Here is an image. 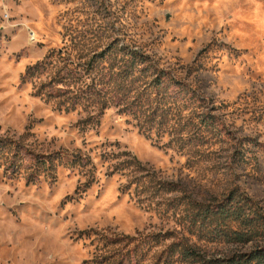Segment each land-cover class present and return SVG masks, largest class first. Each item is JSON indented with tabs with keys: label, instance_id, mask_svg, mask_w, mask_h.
Returning <instances> with one entry per match:
<instances>
[{
	"label": "rangeland",
	"instance_id": "rangeland-1",
	"mask_svg": "<svg viewBox=\"0 0 264 264\" xmlns=\"http://www.w3.org/2000/svg\"><path fill=\"white\" fill-rule=\"evenodd\" d=\"M241 201L264 227V0H0V264H238L264 230L202 217Z\"/></svg>",
	"mask_w": 264,
	"mask_h": 264
},
{
	"label": "trees",
	"instance_id": "trees-1",
	"mask_svg": "<svg viewBox=\"0 0 264 264\" xmlns=\"http://www.w3.org/2000/svg\"><path fill=\"white\" fill-rule=\"evenodd\" d=\"M159 83H163L159 81ZM249 204L241 201L239 204L234 205L233 202L227 206H222L220 208L210 207L206 209L204 217L207 220H219L214 226V229L210 233H215L217 237H226L228 240H236L238 242H244L247 240H252L254 237L258 236L261 232L258 229H263L262 216L253 210L250 214H247V209H249ZM206 214V216H205ZM229 220H237L240 227L238 229L232 230L227 228ZM227 225V226H226ZM259 233V234H258ZM238 264H264V251H257L250 258L246 257L244 261Z\"/></svg>",
	"mask_w": 264,
	"mask_h": 264
}]
</instances>
